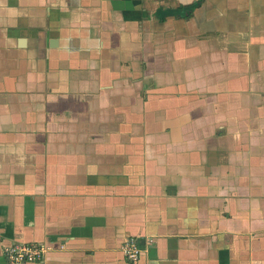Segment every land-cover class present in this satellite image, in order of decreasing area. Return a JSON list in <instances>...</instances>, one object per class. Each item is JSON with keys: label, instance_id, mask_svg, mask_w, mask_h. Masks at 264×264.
<instances>
[{"label": "crops", "instance_id": "1", "mask_svg": "<svg viewBox=\"0 0 264 264\" xmlns=\"http://www.w3.org/2000/svg\"><path fill=\"white\" fill-rule=\"evenodd\" d=\"M13 243L264 264V0H0V264Z\"/></svg>", "mask_w": 264, "mask_h": 264}, {"label": "built area", "instance_id": "2", "mask_svg": "<svg viewBox=\"0 0 264 264\" xmlns=\"http://www.w3.org/2000/svg\"><path fill=\"white\" fill-rule=\"evenodd\" d=\"M45 251L46 247L43 245L13 243L4 247L3 254L8 264H26L40 262ZM122 251L126 259L131 262L138 260L140 255L139 248L132 241L125 242Z\"/></svg>", "mask_w": 264, "mask_h": 264}]
</instances>
